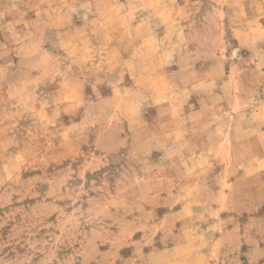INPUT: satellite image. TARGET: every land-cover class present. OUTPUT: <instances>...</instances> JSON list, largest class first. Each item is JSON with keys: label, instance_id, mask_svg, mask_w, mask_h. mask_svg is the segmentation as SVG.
<instances>
[{"label": "rangeland", "instance_id": "374dc122", "mask_svg": "<svg viewBox=\"0 0 264 264\" xmlns=\"http://www.w3.org/2000/svg\"><path fill=\"white\" fill-rule=\"evenodd\" d=\"M0 264H264V0H0Z\"/></svg>", "mask_w": 264, "mask_h": 264}]
</instances>
